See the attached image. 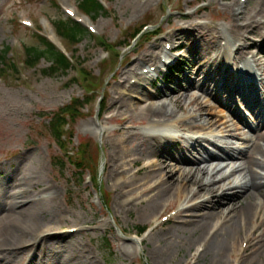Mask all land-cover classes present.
<instances>
[{"label":"rangeland","instance_id":"374dc122","mask_svg":"<svg viewBox=\"0 0 264 264\" xmlns=\"http://www.w3.org/2000/svg\"><path fill=\"white\" fill-rule=\"evenodd\" d=\"M102 1L108 13L93 20L84 16L79 10V0H0V52L9 47L10 53L7 58L14 60L19 70L15 73L14 70L5 68L6 72L0 73V224L1 218H5V212L13 200L12 195L17 191L16 182L21 175L25 176V181L22 183L28 193L33 196L32 198L50 200L53 197V191L49 189L55 187L59 194L58 204L67 210L64 216L55 217L53 213H49L41 217L42 224L52 231L47 232L50 233L49 236L41 237V239H48L36 249L39 253L37 257L39 264H52L54 261L84 264L88 255L100 264H161L159 254L156 259H153L150 253L158 245L159 240L169 239L172 236V239L177 237L181 240L183 246L188 241L190 242L189 232L182 230L184 226L180 219L174 218L168 224L162 223V218L167 216L172 208L161 211L160 209L145 210L140 196L146 194V190L149 189L145 187L147 184L143 180L144 173L137 174L144 163L140 167L129 165L130 172L128 171L126 175H118L119 182H116V179L112 180L110 142L107 141V144L106 139L98 131L102 127L109 131L123 127L117 121L103 122L102 120L108 114L106 108L109 87L115 80L117 71L124 66L127 57L130 56L128 53H141L156 39H158L156 43L159 44V48L155 51L158 52L164 49L172 39H159L161 36L153 37L146 44L140 39L130 49H114L123 55L128 54L126 57L119 54L116 59H113L114 50H109L112 55L106 62L108 63L106 67L105 63H100L105 56L101 41L119 46L125 40L128 42V36L134 29L145 23L159 24L168 33L179 32L177 35L179 38L174 44H182L184 48L185 56L179 59L183 62L181 70L171 75L166 70L159 73L158 78L155 79V87H151V90L155 91L156 88L166 84L172 88L173 83L179 82V78L187 73V65H194L195 71L204 72L205 70L204 65L207 60L198 61V58L191 54V49L199 46L208 57H214L218 53L216 47L220 45L224 47L223 44L226 43L224 40L217 46L212 43L215 39L214 35H225L227 30H236L237 26L229 24L230 11H221L220 5L229 6L238 0ZM256 3L257 0H248L247 3L241 4L242 10L249 13ZM208 5L210 6L201 11L197 19L198 23L210 24L206 27L207 31L210 30L207 37H203V32L195 27L187 30L179 28L178 22L184 21L180 18L182 14L195 12L198 8ZM64 7H71L78 12L85 24L93 26L97 31V34H88L76 47L64 45L69 55L79 65L78 68L86 70L92 84L84 83L82 76L78 77L75 70L69 71L67 75H44L42 69L50 65L45 60L35 69L24 65L25 49L35 44L34 35L37 31H40L46 38H51L60 49L66 51L52 28V22L68 17ZM23 21H31L33 27H26ZM258 38H260L258 35H253L252 39H249L248 42L253 46L250 48L251 51L246 50L247 53L244 56H248L247 58H251L259 51H263L264 56V50ZM166 40L168 42L163 46ZM219 40L220 38L216 39V42ZM247 58L243 59L246 61ZM217 81L209 83L211 90L216 94L219 93ZM86 89H92V94H88ZM190 94L195 97L200 96L202 101L218 107L221 114L216 118L219 121L217 126L221 124L220 121L234 119L233 112H241L243 109L244 113L249 114L247 102L241 99L230 102L228 93H222L221 97L216 99L215 96H209L197 88L194 93ZM87 97H89V102L83 107V116L73 121L70 137L72 142L69 141L67 147L68 152H77L81 143L89 144L88 169H75L71 161L66 159L62 164L58 160L56 163L55 157L60 158L64 156V153L51 136L50 114L68 105L73 99L79 98L85 101ZM260 98L261 101L264 100V96ZM221 102L225 104L228 102L227 106L224 107ZM192 111L193 107L187 106L185 112H179V116L185 117L187 114H192ZM245 120L249 121L247 115ZM250 124L251 127L247 131L242 129V134L250 137L252 140L250 144L260 142L264 146V142L259 140L256 134L257 127L261 126L259 121L256 124L252 122ZM134 126L136 131L146 127L139 122H136ZM252 127L254 129H251ZM223 130L222 126L214 127V132H219L218 134L222 135L220 132ZM232 143H234V148L238 146L246 148L250 145L248 142L237 139H233ZM168 149L167 152H161L160 156L171 152L177 156L180 152L176 150V145ZM212 149L217 151L216 148ZM82 157L81 163L84 165L85 156ZM73 158L74 162L78 159V157ZM151 161L159 162L153 156L148 162ZM168 163L170 167H175L173 161ZM229 168L231 167L225 168L218 176L230 173ZM128 175L142 178L137 185L124 188L121 183L128 179ZM90 176L92 183L88 180ZM85 179L86 182H84ZM132 189L137 191L136 194L132 193ZM152 214L155 216L150 219ZM77 228L81 231L76 234L72 232ZM141 230H146V233L138 238L136 233ZM133 235L136 236L140 245L132 243ZM251 243L240 241L236 250L237 255L246 251L244 258L248 263L254 254ZM25 244H21L22 251L25 250L23 252L26 253L21 260L28 259L32 254L30 249L32 244ZM190 245L191 248L194 245L190 256H188L189 249L186 248L178 254L173 264H218L210 257L204 256L202 242L195 239ZM245 245L247 246L244 249ZM125 249H128L127 253ZM232 258L231 253H228V262L238 264L232 261ZM19 264H23V261Z\"/></svg>","mask_w":264,"mask_h":264},{"label":"bare ground","instance_id":"6f19581e","mask_svg":"<svg viewBox=\"0 0 264 264\" xmlns=\"http://www.w3.org/2000/svg\"><path fill=\"white\" fill-rule=\"evenodd\" d=\"M209 6L182 14L180 18L184 21L178 22L179 28L187 30L195 27L203 32V37H207L210 30L207 31L206 27L210 24H199L197 19L199 13ZM220 8L223 12L230 11L229 24L237 27L236 30H227L225 35H214L212 43L215 46L222 40L226 42L224 47H216L219 54L216 53L214 57H208L199 46L191 49V54L198 58V61L207 60L204 72L195 71L194 65H187V73L179 78V82L173 83L174 87L170 88L166 84L152 91L155 76H145L140 71L150 63L159 68L163 50L156 52L159 44L153 42L141 53L127 59L109 87L106 108L108 116L102 121H117L123 127L113 131L103 127L98 129L106 143L110 142L112 180L119 182L118 175H126L129 165L140 167L144 163L137 174L144 173L143 180L147 184L145 187L149 189L146 194L140 196L145 210L176 208V218L180 219L184 226L182 230L189 232L190 242L184 246L181 240L177 237L172 239V236L158 241V245L150 253L153 259L159 254L161 264H173L178 254L186 248L189 249L190 256L194 250V245L191 248L190 244L195 239L203 243L204 256L210 257L218 264H230L228 253L233 256L231 260L238 264H264L263 143L234 148L233 139L245 143L251 141L249 137L242 136V129L245 130L249 126L245 117L240 112H233L235 119L220 121L221 124L217 126L219 121L216 118L221 114L218 107L202 101L200 96L190 94L198 88L216 99L220 98L222 93H228L230 102L238 99L247 102L251 113L257 114L256 120L260 119L262 125L256 134L258 139L264 142V102L262 103L260 98L264 96L263 51L252 55L253 62L243 59L247 58L244 56L246 50L251 51L253 45L248 41L253 35L260 37L258 40L264 50V0H257L249 13L242 10L238 2H232L229 6L220 5ZM178 33H167L163 39H177ZM218 38L219 43L216 42ZM244 64L246 74L239 71ZM201 77L203 82L198 81ZM215 78H220L217 84L218 94L211 90V85L208 86L209 83H214ZM251 80H254L253 86L244 89L245 84ZM227 103L221 102V105L226 107ZM187 106L193 107L192 114L179 116V112H185ZM136 122L146 127L136 131ZM219 126L224 129L220 132L222 135L214 132V127ZM172 145H176V150L180 151L177 156L173 152L160 156L161 152L169 151L168 148ZM212 147L217 151L212 150ZM151 156L159 162H148ZM169 161H173L175 167H170ZM227 167H231V172L219 177L218 174ZM128 176V179L121 183L124 188L137 185L142 178ZM23 181L25 176H19L16 182L17 191L12 195L13 200L5 212V218H1L0 264H19L20 261H23V264H39V253L36 249L48 239L41 237L52 231L42 224L41 217L49 213H53L55 217L67 213V210L58 204L59 194L55 187L49 189L53 191L50 200L34 199L26 190ZM136 192L132 189V193ZM151 216L150 219L155 215ZM245 239L252 242L251 249H254L253 258L249 263L245 261L246 258H239L236 253L240 241L243 243ZM22 243L32 244V254L24 260H21L26 254L23 252L25 250L22 251ZM128 249H125V253ZM94 260L88 255L84 264H100ZM52 264L73 263L54 261Z\"/></svg>","mask_w":264,"mask_h":264},{"label":"trees","instance_id":"16d2710c","mask_svg":"<svg viewBox=\"0 0 264 264\" xmlns=\"http://www.w3.org/2000/svg\"><path fill=\"white\" fill-rule=\"evenodd\" d=\"M79 7L81 10L88 15L98 16L103 12L102 6L97 2V0H79ZM55 29L58 34L65 39L71 45H77L81 40L86 37L87 30L83 28L80 24L73 22L70 19H61L58 22H54ZM35 44L26 47V64L34 68L42 60H46L51 63V66L43 70L46 75H55L59 73H66L72 68V64L68 59L63 56L57 49L49 43L45 38L38 35H34ZM9 48L0 52V73H5V67L9 69H15L14 64L7 65V53ZM81 105V102L76 100L72 106L60 110L58 113L53 115L50 121V127L52 129L51 134L57 140L61 141L62 133L61 127L66 122V115H69L70 119L75 120L78 114L77 107ZM87 146L82 148L81 153L85 155L87 153ZM85 159V157H84ZM88 161L86 157V162ZM82 165L78 164V167Z\"/></svg>","mask_w":264,"mask_h":264}]
</instances>
